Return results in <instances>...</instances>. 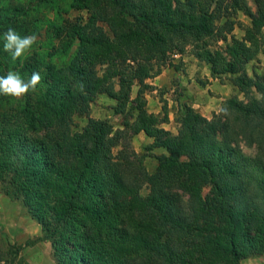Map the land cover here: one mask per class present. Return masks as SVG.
<instances>
[{"label":"trees","instance_id":"obj_1","mask_svg":"<svg viewBox=\"0 0 264 264\" xmlns=\"http://www.w3.org/2000/svg\"><path fill=\"white\" fill-rule=\"evenodd\" d=\"M0 3V76H42L21 99L0 95V192L39 224L31 242L49 241L56 264H241L264 254V71L247 72L264 51V0ZM63 4L78 14L40 17ZM238 12L249 18L240 38ZM42 22V50L13 62L2 34H38ZM176 54L229 76L242 98L227 97L210 118L180 103L173 134L145 91ZM100 94L122 128L90 116ZM75 117L86 118L80 129ZM139 132L165 150L151 172L129 144Z\"/></svg>","mask_w":264,"mask_h":264},{"label":"rangeland","instance_id":"obj_2","mask_svg":"<svg viewBox=\"0 0 264 264\" xmlns=\"http://www.w3.org/2000/svg\"><path fill=\"white\" fill-rule=\"evenodd\" d=\"M2 5L3 3H0V13ZM64 10V4L61 12L59 13H56V11H54L53 9H43L40 12V17L43 19H45L46 17V19L48 18L50 20H57L60 17H72L78 14L77 11H73L71 9L63 13ZM236 19L238 21V24L235 25L232 32L236 37L240 38L244 34V28L249 24V18L243 13L238 12L236 14ZM46 27L47 22H42L39 33L36 34L38 37L37 43L33 45L32 49L28 51L25 56L20 59V61L25 59V57L34 49L42 50L43 43L46 40ZM171 61L172 63H174V65H176V67L165 66L161 70L162 72L164 69L169 68L168 79L164 83V85H162L161 87L156 86L150 82V79H148L147 83L151 85V88L145 91V98L147 101L146 107L149 112L151 110L159 109L158 112L154 114L162 117L164 111H166L167 118L166 121H164V123L168 124L166 125V127H172V125H174V122H177V116L180 114L179 108H176V106H173L172 104L170 106L171 101L181 98L182 102L185 103L184 92L180 86L177 72L174 70L185 72L187 65H184V62L179 60V56L177 54L173 55ZM193 64L196 65V67L194 66V69L198 67V69H196V73L201 74L204 70L205 64L200 62H194ZM253 70H255L259 74L264 71V51L260 52L257 55L256 59L247 64V72L249 75H252ZM179 71L178 73H180ZM198 77L199 76H197V78ZM219 80H227L228 82H230L229 76L227 75L222 76ZM154 88H156V92H152ZM136 90L137 86H134L132 90V97L135 95ZM234 94H238L242 98V94L238 91ZM113 104V100H111L104 94H100L96 96L94 102L91 104L89 114L94 118L106 119L112 124L114 129H120L122 128L123 116L113 113L111 108ZM169 113L171 117H173V120H169ZM85 123V117H75L74 129H80L85 125ZM151 142L152 139L147 137L143 132L133 134L129 138L130 146L136 152L143 155L144 165L149 172L155 169L157 165L155 156L160 154V148H152L150 146ZM118 148L119 147H116L115 151ZM242 148L246 154L254 153L253 148H249L244 145L242 146ZM147 192L148 187L146 184H144L140 190V193L142 195H146ZM38 227L39 226L37 225V223L30 218V216L26 212V209L23 207L19 200H16L4 194L3 192H0V264H31L28 262L29 258L36 261L35 264H55L54 260L51 261V255L48 252V246H46L47 248H45V245L42 244L36 252L32 248H30L31 245L38 242H31L38 235L30 234L34 231V229H38ZM246 258L247 259H243L241 261V264H264V254ZM246 261H248V263H246Z\"/></svg>","mask_w":264,"mask_h":264},{"label":"crops","instance_id":"obj_3","mask_svg":"<svg viewBox=\"0 0 264 264\" xmlns=\"http://www.w3.org/2000/svg\"><path fill=\"white\" fill-rule=\"evenodd\" d=\"M178 56H179V60L183 61L184 65H187L185 72L178 70L180 72L178 73L177 70H174L177 72L180 86L183 89L185 103L193 107L201 115L210 118L213 114L219 112L221 102L224 99L231 96L232 93L234 94L237 92L236 88L227 80L220 81L218 78H212L210 76L209 69L205 65H204V70L202 71L201 74L196 73V69H198V67L194 69V66L196 67V65H194L193 63L194 62L197 63L198 61L193 56L191 55H182V56L178 55ZM168 71L169 68L164 69L160 74L151 78L150 82L156 86L161 87L168 79ZM197 76H199L198 77L199 79L197 78ZM152 92H156V88H154ZM238 96L241 98L240 95ZM180 103H183L181 98L171 101L170 106L172 104L173 106H176V108H179ZM158 110L159 109L151 110L150 112L156 113L158 112ZM168 116H169V120H173V117H171L170 113ZM166 125L168 124L164 122L161 124L163 128L169 130L173 134L177 132V128H178L177 122H174V125H172V127L169 126L166 127ZM164 152L165 150L160 148V153H164ZM37 225L39 226L38 223ZM30 234H35L39 236L41 234L40 226L38 227V229H34V231L31 232ZM42 244L45 245V248H47L46 246L49 247L48 252L51 255V261H52L53 258L51 254V245L49 241L39 240L35 244L31 245L30 248H32L36 252ZM28 262L31 264H35L36 261L29 258ZM246 263H248V261H246Z\"/></svg>","mask_w":264,"mask_h":264},{"label":"clouds","instance_id":"obj_4","mask_svg":"<svg viewBox=\"0 0 264 264\" xmlns=\"http://www.w3.org/2000/svg\"><path fill=\"white\" fill-rule=\"evenodd\" d=\"M3 51L8 53L13 62L20 60L38 41L36 34L21 36L14 28H8L3 34ZM39 71H33L30 78L23 79L17 71H9L0 76V95L21 99L30 91L35 92L41 83Z\"/></svg>","mask_w":264,"mask_h":264}]
</instances>
